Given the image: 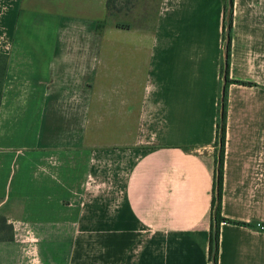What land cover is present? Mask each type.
<instances>
[{
  "label": "crops",
  "instance_id": "obj_1",
  "mask_svg": "<svg viewBox=\"0 0 264 264\" xmlns=\"http://www.w3.org/2000/svg\"><path fill=\"white\" fill-rule=\"evenodd\" d=\"M105 2L0 0V264H209L228 1ZM229 17L217 264H264V0Z\"/></svg>",
  "mask_w": 264,
  "mask_h": 264
},
{
  "label": "trees",
  "instance_id": "obj_2",
  "mask_svg": "<svg viewBox=\"0 0 264 264\" xmlns=\"http://www.w3.org/2000/svg\"><path fill=\"white\" fill-rule=\"evenodd\" d=\"M135 0H106L105 9L107 16H114L122 11L123 8L128 7ZM227 1V0H225ZM160 3V2H159ZM232 4V0H231ZM123 6V7H122ZM159 8V6H158ZM102 27V25L100 26ZM118 28L129 29V26H118ZM226 27V23H225ZM230 27V17H229ZM229 44L226 46L227 61L228 62ZM8 66V56L0 53V101L2 88L5 81V76ZM228 64L226 65V84L224 89V96L222 101L223 112L220 117L221 101L218 103V114L216 123V135L214 142V157H215V172H214V186H213V198L211 202V229H210V256L209 264H217V247H218V236H219V225L222 222L226 223H237L231 220L225 219L221 216V191L223 184V166H224V153H225V119H226V98H227V87L233 83H239L243 85H250V83H242L238 81H231L228 78ZM13 227L8 224L5 217L0 215V242H9L13 240Z\"/></svg>",
  "mask_w": 264,
  "mask_h": 264
},
{
  "label": "rangeland",
  "instance_id": "obj_3",
  "mask_svg": "<svg viewBox=\"0 0 264 264\" xmlns=\"http://www.w3.org/2000/svg\"><path fill=\"white\" fill-rule=\"evenodd\" d=\"M160 0H135L114 16H107L102 22L104 27L129 26L133 29L151 30ZM123 7V6H122Z\"/></svg>",
  "mask_w": 264,
  "mask_h": 264
},
{
  "label": "water",
  "instance_id": "obj_4",
  "mask_svg": "<svg viewBox=\"0 0 264 264\" xmlns=\"http://www.w3.org/2000/svg\"><path fill=\"white\" fill-rule=\"evenodd\" d=\"M227 1H228L227 2L228 8H227L226 14H225V23H226V27H225V44H226V46H227L228 41H229L228 30H229V15H230V8H231V0H227ZM226 61H227V53L225 52L224 53V63H223L221 96H220V101H221L220 117L222 116V112H223L222 101H223L224 89H225V84H226V65H227ZM211 264H213V261H212Z\"/></svg>",
  "mask_w": 264,
  "mask_h": 264
},
{
  "label": "built area",
  "instance_id": "obj_5",
  "mask_svg": "<svg viewBox=\"0 0 264 264\" xmlns=\"http://www.w3.org/2000/svg\"><path fill=\"white\" fill-rule=\"evenodd\" d=\"M261 229H262V227H261Z\"/></svg>",
  "mask_w": 264,
  "mask_h": 264
}]
</instances>
